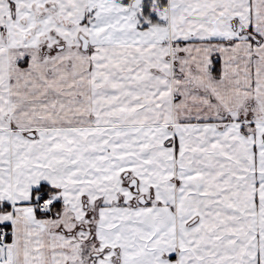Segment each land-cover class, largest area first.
I'll return each instance as SVG.
<instances>
[{"label":"snow or ice","instance_id":"obj_1","mask_svg":"<svg viewBox=\"0 0 264 264\" xmlns=\"http://www.w3.org/2000/svg\"><path fill=\"white\" fill-rule=\"evenodd\" d=\"M0 264H264V0H0Z\"/></svg>","mask_w":264,"mask_h":264}]
</instances>
